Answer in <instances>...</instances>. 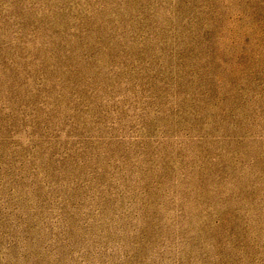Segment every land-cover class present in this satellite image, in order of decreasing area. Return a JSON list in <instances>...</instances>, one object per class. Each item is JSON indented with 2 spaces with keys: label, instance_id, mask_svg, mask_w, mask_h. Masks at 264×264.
I'll use <instances>...</instances> for the list:
<instances>
[{
  "label": "rangeland",
  "instance_id": "374dc122",
  "mask_svg": "<svg viewBox=\"0 0 264 264\" xmlns=\"http://www.w3.org/2000/svg\"><path fill=\"white\" fill-rule=\"evenodd\" d=\"M0 264H264V0H0Z\"/></svg>",
  "mask_w": 264,
  "mask_h": 264
}]
</instances>
